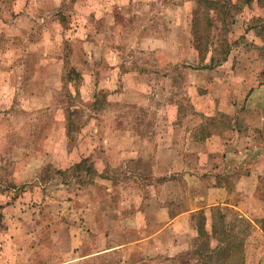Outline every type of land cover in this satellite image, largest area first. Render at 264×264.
Here are the masks:
<instances>
[{"label": "rangeland", "instance_id": "1", "mask_svg": "<svg viewBox=\"0 0 264 264\" xmlns=\"http://www.w3.org/2000/svg\"><path fill=\"white\" fill-rule=\"evenodd\" d=\"M214 206L264 264V0H0V264L208 263Z\"/></svg>", "mask_w": 264, "mask_h": 264}, {"label": "trees", "instance_id": "2", "mask_svg": "<svg viewBox=\"0 0 264 264\" xmlns=\"http://www.w3.org/2000/svg\"><path fill=\"white\" fill-rule=\"evenodd\" d=\"M196 22V21H195ZM194 23V19H193ZM84 161V160H83ZM83 161L75 164V168H80ZM210 237L216 240L213 249L215 253L210 256L214 264H225L231 260L241 258L243 244L239 241V235H246L249 229H253L251 223L246 219H240L238 223H226L221 210L216 206L210 209ZM244 225V231L239 232V227ZM208 247V246H207Z\"/></svg>", "mask_w": 264, "mask_h": 264}, {"label": "crops", "instance_id": "3", "mask_svg": "<svg viewBox=\"0 0 264 264\" xmlns=\"http://www.w3.org/2000/svg\"><path fill=\"white\" fill-rule=\"evenodd\" d=\"M130 140L132 141V142H134V140H139V138L138 137H135V136H132V137H130ZM141 140H139V142H140ZM143 142H146V140H145V138H143ZM119 148H123V147H119ZM120 152H122L121 150H119ZM82 155V156H81ZM81 155H78V157L75 159L74 157H73V161H71V162H69V163H67V164H65L64 165V167H61V168H63V169H68L70 166H73V165H75L76 163H78V162H80V161H83V160H85V159H87V157L86 156H89V153L87 154V155H83V154H81ZM131 155H133V154H131ZM81 156V157H80ZM190 212H192V210H190ZM184 213V212H183ZM183 213H179V214H177V216H174V218H173V221L175 222V221H177V220H181V219H183L184 218V214ZM189 216V215H188ZM178 222V221H177ZM176 223V222H175ZM167 224H170V223H167ZM167 224H165V226L155 235H153V236H155V238H156V236L157 237H163V235H164V233H165V230H166V228L167 227H169ZM152 236V235H151ZM151 236H148V238H154V237H151ZM206 236H209V235H206ZM211 238V237H210ZM186 250V249H185ZM185 250H182V251H175V252H178V253H173V254H171V253H169L168 254V256L167 255H164L163 257H162V259H161V261H162V263L163 264H170L169 262L171 261H177V260H182L183 259V257L185 258V256H186V253L189 251V250H187V251H185ZM194 250H196V248H194ZM244 250H242V254H241V258L240 259H237V260H231V261H229V262H227V263H225V264H234V263H232V262H234V261H240V260H244ZM215 253V249H213V248H210L209 250H208V253H205L204 254V257L206 256V259H208L207 257H210V256H213V254ZM194 255L195 256H201V255H203V253H197V251L194 253ZM244 255V256H243ZM167 256V257H166ZM163 260H164V262H163ZM206 262H208V261H206ZM215 262H208V263H204V264H214ZM239 264H244V262L243 261H240V262H238ZM196 264V263H195Z\"/></svg>", "mask_w": 264, "mask_h": 264}]
</instances>
